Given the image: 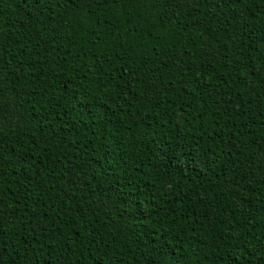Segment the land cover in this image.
Returning a JSON list of instances; mask_svg holds the SVG:
<instances>
[{
    "label": "trees",
    "instance_id": "1",
    "mask_svg": "<svg viewBox=\"0 0 264 264\" xmlns=\"http://www.w3.org/2000/svg\"><path fill=\"white\" fill-rule=\"evenodd\" d=\"M0 264H264V0H0Z\"/></svg>",
    "mask_w": 264,
    "mask_h": 264
},
{
    "label": "snow or ice",
    "instance_id": "2",
    "mask_svg": "<svg viewBox=\"0 0 264 264\" xmlns=\"http://www.w3.org/2000/svg\"><path fill=\"white\" fill-rule=\"evenodd\" d=\"M87 6V5H86Z\"/></svg>",
    "mask_w": 264,
    "mask_h": 264
}]
</instances>
